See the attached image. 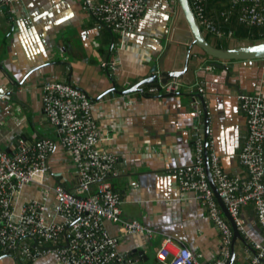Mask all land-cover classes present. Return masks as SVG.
<instances>
[{
  "label": "crops",
  "instance_id": "0c3cea01",
  "mask_svg": "<svg viewBox=\"0 0 264 264\" xmlns=\"http://www.w3.org/2000/svg\"><path fill=\"white\" fill-rule=\"evenodd\" d=\"M83 2L14 0L10 6L0 5V145L10 151L20 138L53 139L56 147L48 158L51 171L46 180L55 183L57 179L74 188V164L59 145L57 130L41 101L46 84L68 82L70 76L91 99L99 146L118 158L108 181L121 196L122 217L153 230L151 237L142 232L121 239L118 250L126 257L130 250L141 252L133 263L127 257V264H161L155 250L167 236L189 247L198 261L210 263L221 255L220 233L193 194L179 191L175 175L177 168L192 162V134L200 132L203 124L202 105L193 101L191 92L198 86L203 89L209 140L223 169L241 175L237 155L246 136V121L239 95L259 91L264 96V59L215 68L196 50L188 54L187 32L179 23L176 0H146L137 30L123 38L85 11ZM210 40L236 41L213 36ZM187 55L188 66L179 79L182 89L174 96H165L160 83H143L141 92L125 95L106 93L113 85L124 91L151 78L154 71L180 70ZM207 65L212 68L206 69ZM31 199H44L40 187L26 186L19 202ZM45 201L51 216L55 198L50 194ZM241 216L245 232L234 244L232 235V264H247L255 251L251 243L264 241L251 204L242 208ZM103 224L117 234L116 224ZM0 264L61 262L53 252L30 260L18 248L0 253Z\"/></svg>",
  "mask_w": 264,
  "mask_h": 264
},
{
  "label": "built area",
  "instance_id": "2783aa9c",
  "mask_svg": "<svg viewBox=\"0 0 264 264\" xmlns=\"http://www.w3.org/2000/svg\"><path fill=\"white\" fill-rule=\"evenodd\" d=\"M13 2L0 0V5L10 6ZM189 3L200 29L209 36L232 37L230 29L219 25L232 19L245 26L264 28V0H226L220 9L210 8L208 0ZM83 8L123 38L137 30L146 0H84ZM160 89L164 93L179 92L182 83L171 79ZM198 90L203 92L199 86ZM41 101L44 114L57 130L59 145L68 151L74 164V188L68 189L55 177V183L46 180L51 171L48 158L56 147L53 139L20 138L10 151L0 145V253L19 248L30 260L53 252L61 264H127L128 258L118 250L121 239L142 232L151 237L153 230L121 215V196L108 181L118 158L99 146L91 99L68 82L53 81L45 85ZM239 103L246 121V136L237 155L243 174L226 172L208 140L210 170L238 231L245 232L241 210L251 204L264 232V96L259 91L240 94ZM192 139V162L175 170L178 189L192 193L205 208L220 233L221 255L210 263L200 262L189 247L177 245L167 236L156 248L155 256L161 264H227L232 228L207 179L203 134L195 130ZM29 185L40 187L44 199L20 204L19 197ZM50 194L55 198V207L48 216L45 200ZM104 221L117 225L116 235L104 227ZM251 246L255 251L247 264L264 261V241H254Z\"/></svg>",
  "mask_w": 264,
  "mask_h": 264
},
{
  "label": "water",
  "instance_id": "95a60500",
  "mask_svg": "<svg viewBox=\"0 0 264 264\" xmlns=\"http://www.w3.org/2000/svg\"><path fill=\"white\" fill-rule=\"evenodd\" d=\"M177 4V15L179 19L180 25L185 28L187 32V40H188V54L191 52H194L193 50H196V54H199L203 61H207L215 68H228L231 62L233 61H244V60H258V59H264V39H258V40H236L234 42L227 43V46H217L216 43L212 42L211 40H208L206 33L200 29L192 8L190 6L189 0H176ZM103 24L102 22H100ZM109 30H111L109 28ZM188 66V55L185 60V64L182 69H167L163 70L162 72H159V74L154 71V74L149 79H143L141 82L139 81L135 85H133L130 88H127L124 91L118 90L114 85L111 89H109L106 93L115 92L118 94H129L132 92H141L142 89L140 86L143 83H150V84H165L167 81L171 79H180L183 76V73L186 72ZM68 80V83L74 85V81L71 80V77L68 76L66 78ZM75 86V85H74ZM77 87V86H76ZM78 88V87H77ZM81 89V88H79ZM82 90V89H81ZM192 96L193 101L199 100V102L202 105V114H203V124L200 132L203 134L204 137V166L207 174V179L210 184L211 189L213 190L214 196L217 200V203L219 207L222 210V213L226 217V219L229 221L232 231H233V239L232 242L234 244V241L236 238L243 239L241 233L238 231L233 219L231 218L226 206L224 205L222 199L219 197L217 187L214 183V180L212 178V173L210 170V164H209V154L207 150V143H208V136H209V116H208V109L206 106L205 98L198 91L197 88H194L192 90ZM177 93H166L165 96H174ZM88 96V94H87ZM89 97V96H88ZM100 96L99 98H101ZM114 189V186H112ZM233 244L231 246V256L227 262V264H232L234 260V251H233ZM141 254L140 251L136 250H130L127 253V257L133 258L132 263L135 259L138 258L137 255Z\"/></svg>",
  "mask_w": 264,
  "mask_h": 264
},
{
  "label": "trees",
  "instance_id": "16d2710c",
  "mask_svg": "<svg viewBox=\"0 0 264 264\" xmlns=\"http://www.w3.org/2000/svg\"><path fill=\"white\" fill-rule=\"evenodd\" d=\"M226 3V0H208V5L210 8L220 9L223 7V4ZM221 27L230 29L232 31V37L236 40H258L264 39V28L258 27H249L243 24H240L235 19H232L229 23H219ZM210 40V36H207ZM217 46H227L226 42L221 40L216 43Z\"/></svg>",
  "mask_w": 264,
  "mask_h": 264
},
{
  "label": "bare ground",
  "instance_id": "6f19581e",
  "mask_svg": "<svg viewBox=\"0 0 264 264\" xmlns=\"http://www.w3.org/2000/svg\"><path fill=\"white\" fill-rule=\"evenodd\" d=\"M111 29V28H110ZM112 30V29H111ZM207 35V34H206ZM208 36V35H207ZM212 37V36H211ZM231 38V37H230ZM223 39H225V38H223ZM221 40V39H220ZM208 66V65H207ZM209 66H211V65H209ZM161 85V84H160ZM175 93H178V92H175ZM200 93H202V92H200ZM208 140H209V136H208ZM208 150V149H207ZM209 154V153H208ZM233 232V231H232Z\"/></svg>",
  "mask_w": 264,
  "mask_h": 264
},
{
  "label": "rangeland",
  "instance_id": "374dc122",
  "mask_svg": "<svg viewBox=\"0 0 264 264\" xmlns=\"http://www.w3.org/2000/svg\"><path fill=\"white\" fill-rule=\"evenodd\" d=\"M30 190H31V189H28V190H27V193H30ZM33 193H36V192H33Z\"/></svg>",
  "mask_w": 264,
  "mask_h": 264
}]
</instances>
